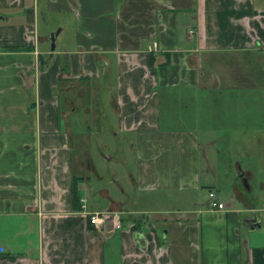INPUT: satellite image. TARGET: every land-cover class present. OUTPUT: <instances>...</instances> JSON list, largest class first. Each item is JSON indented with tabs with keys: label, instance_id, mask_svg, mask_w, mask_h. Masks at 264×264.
<instances>
[{
	"label": "crops",
	"instance_id": "0c3cea01",
	"mask_svg": "<svg viewBox=\"0 0 264 264\" xmlns=\"http://www.w3.org/2000/svg\"><path fill=\"white\" fill-rule=\"evenodd\" d=\"M103 90L111 132L135 145L129 177L144 195L121 185L127 198L106 210H88L82 195L74 209L72 179L86 178L75 161L93 164L75 154L77 107L59 93H89L86 128L99 133ZM203 90L264 91V0H0V264H106L114 232L120 264H264V122L239 130L242 164L223 163L211 137L200 143L194 129L162 121L164 97L184 119L193 107L177 93ZM89 211L107 212L105 223Z\"/></svg>",
	"mask_w": 264,
	"mask_h": 264
},
{
	"label": "rangeland",
	"instance_id": "374dc122",
	"mask_svg": "<svg viewBox=\"0 0 264 264\" xmlns=\"http://www.w3.org/2000/svg\"><path fill=\"white\" fill-rule=\"evenodd\" d=\"M59 94L60 98H63L61 102L64 107L67 104L64 96L72 98V101L77 107L74 114L71 115L78 122L80 121L77 127L72 126V130L74 129L75 132L73 139L75 154L78 160L84 164V160L86 159L87 161L88 157L85 155V151L89 152L93 164L92 170H87L85 165L83 168L78 166L76 161L74 166L80 174L85 173L86 175V178L82 179L79 187L81 195L85 198L87 209L106 210L112 197L120 199L127 198L126 194H122L121 185L127 194H135V198L140 201L144 193L135 188L131 177H129V173L131 172L135 175V145H131V141H128V143L122 141V137L125 135L121 132H118V134L111 132L112 129L109 127V123L115 125L117 117L116 113L109 107V94L105 90L100 93V101L102 104L100 113L103 116L101 117L103 122L98 125L101 124V129L103 130L99 133L89 132L86 128L91 118L89 115L84 114V106L91 105L94 102L93 97L89 93H87L89 97H85V95L84 97H78L72 92ZM177 94H181V97H175L178 102L189 104L193 108L191 112L184 114V119H181L180 115L178 116L179 110L176 108L175 103L169 102L174 99L164 97L161 104V118L165 125L175 129L184 127L194 129L200 143L203 142L204 136L211 137L216 147L220 150V157L223 163L229 159L227 155H237L241 163L245 164L244 160L246 159L244 155H240L242 153L241 144L243 141L239 139V130H248L250 129L249 127H254L255 123L258 125L264 122V91H224L218 95L215 91L203 90L198 92V97L196 96V98L190 91ZM214 100H218V102ZM195 105L197 107L196 109ZM182 116L183 112H181ZM229 135L232 136L231 139L224 138V136ZM246 144L253 148L255 144L254 139ZM112 170L117 171L115 172L114 178L119 179L120 186L113 181ZM219 173L220 175L225 174L221 168ZM224 177L225 180L219 182L220 185L217 186L219 194L222 197H224L227 190L230 191L228 176ZM242 185L245 188V183L242 182ZM252 185L254 191H257L256 185L258 183L256 180L252 182ZM199 191L201 198L208 197V191L205 187H200ZM177 194L179 193H168L171 197H176L178 196ZM159 202L155 203L159 204ZM179 203L177 202V204ZM164 205L172 206L173 204L171 202H164ZM137 206L142 205L138 204ZM117 243L118 233H111L106 243V264L121 263L119 254L114 246Z\"/></svg>",
	"mask_w": 264,
	"mask_h": 264
},
{
	"label": "built area",
	"instance_id": "2783aa9c",
	"mask_svg": "<svg viewBox=\"0 0 264 264\" xmlns=\"http://www.w3.org/2000/svg\"><path fill=\"white\" fill-rule=\"evenodd\" d=\"M208 201H209V206L211 208L222 209L225 206V204L223 202L218 200L214 191H209ZM81 203H82L81 206L84 207V199H81ZM86 214L89 217L90 223L95 224V225H99V224L105 223L108 213L103 212V211H91V212L89 211ZM115 227L116 228L120 227V223L118 220L115 223Z\"/></svg>",
	"mask_w": 264,
	"mask_h": 264
},
{
	"label": "trees",
	"instance_id": "16d2710c",
	"mask_svg": "<svg viewBox=\"0 0 264 264\" xmlns=\"http://www.w3.org/2000/svg\"><path fill=\"white\" fill-rule=\"evenodd\" d=\"M82 175L74 176L72 179V204L74 209H80L81 207V193L78 188V181L83 179Z\"/></svg>",
	"mask_w": 264,
	"mask_h": 264
},
{
	"label": "water",
	"instance_id": "95a60500",
	"mask_svg": "<svg viewBox=\"0 0 264 264\" xmlns=\"http://www.w3.org/2000/svg\"><path fill=\"white\" fill-rule=\"evenodd\" d=\"M57 32V31H56ZM56 32H51L49 35V41H50V52L51 54H53L54 50H55V36H56ZM244 180V178H243ZM254 220V219H252Z\"/></svg>",
	"mask_w": 264,
	"mask_h": 264
},
{
	"label": "flooded vegetation",
	"instance_id": "af4514ba",
	"mask_svg": "<svg viewBox=\"0 0 264 264\" xmlns=\"http://www.w3.org/2000/svg\"><path fill=\"white\" fill-rule=\"evenodd\" d=\"M86 165H87V167H88L89 169L91 168L90 162H88V158H87Z\"/></svg>",
	"mask_w": 264,
	"mask_h": 264
}]
</instances>
